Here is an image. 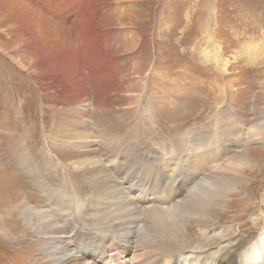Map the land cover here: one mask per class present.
I'll return each mask as SVG.
<instances>
[{"label":"rangeland","instance_id":"rangeland-1","mask_svg":"<svg viewBox=\"0 0 264 264\" xmlns=\"http://www.w3.org/2000/svg\"><path fill=\"white\" fill-rule=\"evenodd\" d=\"M61 1L64 0H0V219L6 220V205L15 192L23 194V197L29 192L30 201L34 198L40 204L37 210H51L50 215L57 216L59 212L54 211L55 207L50 209L51 205L45 198L49 188L67 198L70 206L73 205L74 212L70 210L69 213L72 224L67 231L71 232L70 235L77 226L93 228L88 227L93 223L88 220L91 214L87 210L92 206L90 201L85 200L94 197L90 182L103 171L110 174L112 182L117 183L118 191L124 194L113 195L117 188L112 184L109 190L102 187L100 190L107 197L98 207L107 204L118 225L133 221L136 230L146 223L150 210L159 212L173 207L172 196L181 188L179 178H175L186 176L184 173L192 166L190 159L196 152L191 145L192 139L187 135L193 137L194 132L203 128L215 130L218 110L226 103L239 113L241 135L238 143L223 146L224 150L218 154L221 163L217 169L230 163L237 167L239 160L234 157L245 153V158L252 163L249 178L253 180L240 189L239 198H249L250 201L241 203L239 209L230 214L206 215L207 227L195 225L193 217L186 223L187 230L181 239L166 248L175 255L176 262L179 260L178 264H191L195 256L201 257L197 259L199 264L203 257L217 254L228 239H236L241 234L256 237L262 233L264 167L260 170L256 168L264 164V144H242L246 141L245 134L254 127L255 120L264 118V0H68V5L71 8L76 6L77 12L81 11L82 5L93 9L88 11L90 14L87 17L88 20L93 19L92 28L99 32L92 33L93 38L87 39L89 46L86 47L78 38V17L70 15L69 20L66 19ZM113 1L115 7H108V3ZM64 6L67 5L64 3ZM94 11L96 16L91 18ZM119 22L125 23L128 33H120ZM99 36L105 38L106 44L102 39L98 40ZM132 42L134 44L127 51H133L127 52V57L121 53L116 55L118 66L130 84L125 82L126 86L114 92L109 99L110 112L114 115L111 123L119 130L108 132V136L117 140L119 145L108 149L96 144L97 129L92 112H95L93 107H97L104 94L94 86L93 91L89 81L86 83L88 101L83 104L87 110V105L93 104L89 107L88 118L92 123L90 141L96 145L92 150L74 146V143L71 147L66 145L74 140L66 139L64 130H54L57 121L59 123L62 119L59 117L60 110L68 103L53 91L64 81L60 76L61 55H56V51L68 49L73 53L78 68L87 80L91 67L102 63L91 62L89 65L88 57L93 56L97 60L101 55L104 58L106 54L111 55L113 51L118 54ZM104 61L108 64L109 73L102 81L107 85L111 81L109 77H116L117 70L109 66V60ZM223 68H227V73L222 72ZM152 72L157 79L148 83ZM50 73L51 79L46 80L45 75ZM159 76L161 84H158ZM232 79L234 99L228 101L230 95L225 90V84ZM157 85L161 88L160 93L151 94ZM132 96H140L139 106L131 99ZM149 98L151 104H148ZM73 114L75 116L74 111ZM86 119L84 117L85 122ZM113 132H117L116 135ZM124 135H129V138ZM227 149L231 150L229 155ZM85 151L94 152L87 158ZM89 161H97L100 165L94 167ZM5 169L12 174L11 179L7 178ZM217 169H209V173H214L209 174V181L216 177ZM224 172L221 171L222 174ZM174 174L177 176L172 179ZM121 180L125 183L121 184ZM193 185L188 183L186 189H191ZM120 186L131 191L125 193ZM130 209H136L138 216L135 210L127 211ZM15 219L20 220L18 215ZM62 225L61 219L58 226ZM97 232L98 229L93 228L89 234L93 241L102 243V237L92 234ZM135 236L129 239V246L125 241L127 237L131 238L130 235L123 233L116 236L117 239L112 238L113 242L118 241L115 242L118 245L116 250L112 248L115 256L110 259V264H146L144 257L134 259V255H144V250L134 244ZM24 238L36 245L35 236ZM242 242L237 247L238 251L245 247V241ZM35 247V254L43 253L38 249L39 245ZM23 249L20 248L14 255ZM14 250L17 249L10 248L9 244L5 248L0 246V264H12L10 258L14 257L11 254ZM30 257L25 264H41L46 260L44 257L38 259L35 256V260ZM211 260L208 264L212 263ZM93 261L97 262L93 259L89 263Z\"/></svg>","mask_w":264,"mask_h":264},{"label":"bare ground","instance_id":"bare-ground-1","mask_svg":"<svg viewBox=\"0 0 264 264\" xmlns=\"http://www.w3.org/2000/svg\"><path fill=\"white\" fill-rule=\"evenodd\" d=\"M117 1H122V0H117ZM130 1H134V0H130ZM64 3L67 6H64ZM135 3L137 5L141 4V2H135ZM60 5H61V8H64L66 10L63 13V16L66 19L69 20L70 15L71 17H75V18L78 17L79 22H80V30L78 31V38L80 42L83 44V47L89 46L87 39L93 38L92 33L99 32L98 30L92 28L94 26L92 24L93 19L88 20V17H87L92 7H89V6L84 7L82 5L80 7L81 11L77 12L76 11L77 7L73 6L71 8V5L70 4L68 5V0H64L63 2L61 1ZM108 7H115L114 1L108 3ZM96 13L94 11L93 16L91 15L92 16L91 18H95ZM118 26H119L118 29H120L119 30L120 33H124V31L127 32L125 28V23L119 22ZM101 39L102 38L99 36L98 40L100 41ZM118 39L120 38L118 37ZM102 42L105 43V38L102 39ZM92 44H94V42ZM131 44L133 45L134 42L127 45L126 48L122 47L123 49H121L120 52H118V54L115 51L111 52V55L106 54L104 52L106 54L105 58L102 57V55L97 60H96V57H93V56L88 57L87 61H89V65L95 62L98 63V61L102 63L98 64L96 67L94 66L91 67L92 72L90 73V75L87 76V80H85L84 74L80 70V67L78 68L76 58L73 53H71L68 49H65L64 51H59V50L56 51V55H61L62 68H61L60 76H63L64 81L61 83L60 86L58 85L59 87L57 86L56 89H53V91H55V93H59L62 99L68 103L65 104L62 110H60L59 117H62V119L60 120L59 123L56 120L57 125H55L54 130L57 129L56 132L58 130H61V131L64 130L65 135L67 137L66 139H69L72 141L74 140V142H70V144H66V145L71 147L72 143H74V146L77 145L81 148L85 147L86 149L94 148L93 145H96V144L97 146H100L102 148H108V149H115L116 146L119 145V144L118 145L116 144L117 140H112L111 137L108 136L109 134L108 132L112 130H119L118 128H114L111 123L112 116L114 115H112V111L110 112L111 110L110 108L112 107L109 103V99L113 97V94H115L114 92H117L123 89V87L126 86L127 83L130 84L129 80L125 78L123 72L121 71L120 69L121 67L118 66L119 60L117 59L118 56L116 55H119L121 53L123 57H127L126 53L133 51V50L127 51V49L130 48ZM125 45L126 44H123V46ZM89 48L87 49V51L89 50ZM132 56L133 55L131 54L130 55L131 60H132ZM104 60H109V66L115 67V71L117 70L116 77L115 78H112V76L109 77L111 78V81L108 82L107 85H104L102 81V79L105 78L107 74L109 73V71L107 73L108 64L104 63L105 62ZM111 70H113V68ZM226 70L227 68L225 69L223 68L222 72H226ZM139 73L140 71L138 70L137 74ZM56 75H59V74H56ZM51 76H52V73H50L49 75H45L46 80L51 79ZM155 79H157V76H155V74L152 72V74L150 75V79L148 80V83L152 82ZM160 81L162 82V79H160V76H159L158 84H161ZM233 81H234L233 79L229 80L225 84L227 86L225 90H228L229 95H230L229 98H227L228 101H232L234 99V94H232ZM87 82L89 83V85H91L92 87L91 89L93 91H94V88H97L99 89L98 91H103V94H104L102 101L99 102L97 107L95 109L93 107V110H95V112H92L93 117H95V127L96 128L95 127L94 128L97 129L96 138L98 139V142L96 144L95 143L93 144L92 141H90V138L92 135L89 130H90V125L92 123L89 122V118H88L89 117V107L93 106V104L87 105V107L89 106L88 110L85 108V105L83 104L84 102L88 101V88L86 86ZM139 82L141 84V81ZM135 87H138V86L136 85ZM135 87H131V88L134 89ZM160 91H161V88L159 85H157L154 88V90H151V94L156 95L160 93ZM138 98L137 96L131 97V99L136 102L137 106L141 104L140 103L141 100L140 98L139 99ZM221 101H223V98H221ZM151 103H152V100L149 98L148 104H151ZM73 111L75 113V116L73 114ZM100 114H102L101 122L99 119ZM238 116H239L238 111H236L231 105H226L225 103V105L222 106V108L218 110V115L215 118V121H214L216 124L215 130L211 129V127H209V129L203 128L199 131L194 132L192 135L193 137L187 135L189 139H192L191 145L193 146L196 152L194 153L193 157L190 159V162L193 163L192 166L188 168L186 172L184 173L186 176L178 177L177 174H174L172 176V179H174L176 176L177 177L175 179L179 178L178 182H180V186H181V188L172 196L173 207L169 209H166V208L161 209L159 212L150 210L147 214L146 223L140 226L139 228H137L136 230L134 226L135 222L133 221L131 223L126 221V223L122 224L121 226L118 225V223L114 221L115 218L113 217L111 208L108 209L110 206L108 207L107 204H106L107 207L106 206L98 207L99 206L98 204H100L106 196V193L101 192L102 187H106L109 190L110 185L112 184V186L117 188L116 189L117 192L114 193L113 195L116 196V195L124 194L118 191L119 188L117 186V183L116 181L115 183L112 182L109 176L110 174L107 175L105 174V172L100 171L101 175H95L96 177L94 178V180L90 182L91 184L89 183L90 185H92V189L94 190L95 195L94 197L89 198L90 200H85V201L86 202L90 201L89 204H91L92 206V207L87 206L88 207L87 210H89L90 214L92 215V216L91 215L89 216L88 220H90V222L93 223L92 226L89 225L88 227H93V228L98 229L97 233H92V234L95 236L102 237L103 238L102 243L92 240L90 236L91 234L90 232H92L93 228H87V226H86L87 229L84 228L85 226H82V225L81 226L83 228L80 226H77L78 228L76 227L77 229L73 232L72 235H70L71 232H67L69 231L68 229L70 228L72 224V220H71L72 216H70L69 213H70V210H71V213L74 212L73 205L70 206L71 202L69 203L66 200L67 198L65 199L63 196H61V194L59 193L57 194V192H52L48 188L45 194L47 203L51 205L50 209L51 208L53 209L55 207L56 209L54 208L55 209L54 211L59 212V214L57 216H51L50 215L51 210L50 211L49 210L48 211L37 210L36 208H38L40 204L37 201V199H34V198L30 201L31 195L29 192L26 193V197H23V194L15 192V194L10 197L9 202L6 205L7 209H6L5 214L7 216L6 220L8 219V222H6V220L4 219H0V246L5 248V246L9 244L10 248L17 249V250H14L13 253H11L14 256L10 258L12 261V264H25L26 261L29 259V255H31L30 258H32L33 260H35L34 259L35 256L38 259L44 257L46 260L42 262L41 264H110L111 263L110 259L112 258V256H115V254L114 255L112 254L114 253V251H112V248L116 250L117 245H118L117 243H115L117 240L113 242L112 238L115 237V239H117L116 236L123 235L124 233L125 235H130L131 237V238L129 237L126 238L127 240L125 242L128 244L127 246H129V243H131L129 239H133L134 235H136L135 236L136 242H134V244L141 250H144V255H141V254L134 255L135 260L139 259V257H144L143 262H145L146 264H152V263L178 264L177 262H179V260H177V262L175 261V255L171 251H169L166 248V246L173 242L177 243L179 239H181L180 237H182L183 232L187 230L185 226L188 221L190 220L192 221L193 217H195L194 219L195 225H202V226L207 227L208 224H206V221H205L206 215L207 216H218L221 214H228L229 212H233V210L237 208L239 209V206L241 205V203L246 202V200H249V198L247 199L239 198L240 192H241L240 189L244 187L245 185H248L249 184L248 182L251 180L249 177H251L250 171L252 169L251 168L252 163L249 162L250 160L245 158V155H246L245 153L240 152L241 154L236 155L234 157L236 158V160H239L237 162V167L234 166V164L230 163L225 166L222 165L221 167L217 169V166H219L221 163V160L218 159V154L224 150L223 146L225 144L229 145L233 142L238 143L240 141V139L239 141L237 140L241 135L239 133V127H241V119L238 118ZM84 117L87 118L86 122L84 121ZM255 121H256L255 125H253L254 127L251 128L249 132L247 131L248 132L247 134H245L246 136H244V140L246 141L245 143L242 144V146H246V145L248 146L252 144L254 145L264 144V118L263 119L257 118V120ZM113 133L114 135H116L117 132H113ZM128 136L124 135V137H128ZM124 141L126 142L125 139ZM199 150H201V152H198ZM93 152L94 151H88V152L85 151L84 153L85 155H87V158H88L90 155H93ZM230 153H231V150L227 149V154L229 155ZM89 162L92 165H94V167H96L95 165H100L99 162L97 161H89ZM71 164L75 166L74 163H71ZM76 164H79V163L77 162ZM257 167L258 168L256 169L260 170L264 167V164L263 163L262 165L259 164ZM209 169H217L215 170L217 171L215 172L216 177H214V179H212L211 181H209L208 176L209 174H214V173L213 172L209 173ZM205 171L207 172L206 173L207 176H205ZM221 171L222 172L226 171V172L222 174ZM5 172L7 173V178L10 177L11 179L12 174L9 172V170L5 169ZM200 175L201 177L198 179V176ZM124 183H125L124 180H121V184H124ZM188 183H191L192 185L194 184L191 189H186V186L188 185ZM239 184L241 185L243 184V186ZM120 190L126 191L125 193H128V191H131L127 189L124 190L122 186H120ZM234 197L235 199H233ZM119 198L117 200H119ZM230 198L231 200H229ZM127 201L129 200L127 199ZM133 210H135V214H137L138 216V211L136 209H130L127 211H133ZM127 213L124 212L123 214L126 215ZM244 213H246V211H244ZM17 215L20 218V220L15 219V216L17 217ZM82 216L84 215L82 214ZM123 216L122 217L119 216V217L122 219L124 218ZM129 216H132V215L129 214ZM61 219L63 221V225L58 226ZM20 222H22V224ZM28 235L36 237L35 243L36 245L40 246V248L38 249L40 251H43V253L41 252V254H38V255L35 254L37 253L35 249L37 248L35 247L36 245H34L33 243H29L24 238ZM242 241H245V247H243L241 250L238 251L237 247L239 246V243L240 242L244 243ZM22 247H24L23 251L17 255H14V253L18 252L20 248ZM89 248H91V251L94 253H92L89 250ZM75 249H78V250L80 249L79 252L82 253V255L79 252H77ZM147 253H148V256L146 257L145 255H147ZM109 254H112V255L109 256ZM195 257L196 259H194L193 263L191 264H197L198 263L197 259L201 258L198 256H195ZM155 258H159V259L156 262H154L153 260ZM89 259H91L90 261L95 259L97 262L93 261V263H89L90 262L88 261ZM211 259H213L214 262ZM209 260L212 261L211 264L213 263L214 264H264V231L260 233L259 235H257L256 237H251L250 234L248 235L241 234L240 237H237L236 239H233V240L228 239L224 243V246L220 248V250L217 252V254H214L210 257L209 256L203 257L201 261L199 262V264H208Z\"/></svg>","mask_w":264,"mask_h":264}]
</instances>
